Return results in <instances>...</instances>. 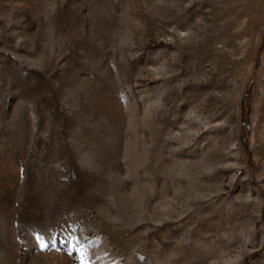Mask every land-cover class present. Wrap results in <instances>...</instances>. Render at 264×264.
Masks as SVG:
<instances>
[{
  "label": "rangeland",
  "instance_id": "1",
  "mask_svg": "<svg viewBox=\"0 0 264 264\" xmlns=\"http://www.w3.org/2000/svg\"><path fill=\"white\" fill-rule=\"evenodd\" d=\"M0 264H264V0H0Z\"/></svg>",
  "mask_w": 264,
  "mask_h": 264
},
{
  "label": "snow or ice",
  "instance_id": "2",
  "mask_svg": "<svg viewBox=\"0 0 264 264\" xmlns=\"http://www.w3.org/2000/svg\"><path fill=\"white\" fill-rule=\"evenodd\" d=\"M41 247H47V245H45V244H41Z\"/></svg>",
  "mask_w": 264,
  "mask_h": 264
},
{
  "label": "trees",
  "instance_id": "3",
  "mask_svg": "<svg viewBox=\"0 0 264 264\" xmlns=\"http://www.w3.org/2000/svg\"><path fill=\"white\" fill-rule=\"evenodd\" d=\"M246 108H245V105L243 106V110H245Z\"/></svg>",
  "mask_w": 264,
  "mask_h": 264
}]
</instances>
